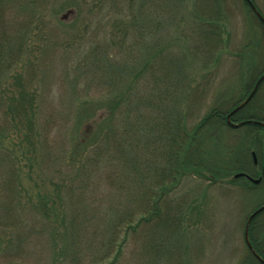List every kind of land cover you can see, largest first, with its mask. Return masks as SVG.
Here are the masks:
<instances>
[{"label": "rangeland", "instance_id": "obj_1", "mask_svg": "<svg viewBox=\"0 0 264 264\" xmlns=\"http://www.w3.org/2000/svg\"><path fill=\"white\" fill-rule=\"evenodd\" d=\"M129 1L0 0V264H258L244 232L264 205V183L183 176L161 198L169 212L160 234L153 224L112 230L125 199L105 183L80 196L75 179L91 121H78L107 104L104 96L124 93L130 109L146 84H162L190 135L212 110L225 116L241 104L244 77L251 89L264 74V28L243 0ZM253 1L264 19V0ZM206 40L215 45L209 54ZM108 61L124 63L120 86L99 80L95 69L105 74ZM214 136L212 166L242 157L243 136L226 127ZM135 203L128 208L137 224L144 204ZM254 224L250 244L264 248V212Z\"/></svg>", "mask_w": 264, "mask_h": 264}, {"label": "trees", "instance_id": "obj_2", "mask_svg": "<svg viewBox=\"0 0 264 264\" xmlns=\"http://www.w3.org/2000/svg\"><path fill=\"white\" fill-rule=\"evenodd\" d=\"M243 1L250 8L248 1ZM249 1L253 4L255 2ZM136 3L137 0L129 1L133 7L136 6ZM131 5L130 7H132ZM254 17L264 28V19H259L255 14ZM206 41L209 44L206 43L208 47L205 51L209 54L211 53L209 49L215 45L210 40ZM107 64L106 67L102 65L105 74H102L98 68L95 69L100 77L99 80L103 78L107 88H110V85L120 86L122 82H120V75L122 74V77L125 72L124 63L121 65L115 61L111 63L108 61ZM244 79L248 81V77H244ZM111 81L116 85H112ZM152 82L153 86L145 83L148 92L146 97H136L137 101L135 98L133 102L130 101V104H133L132 108L129 109V106L122 108L124 100L122 94L124 93L117 92L112 97L104 98V96L102 99L108 100L107 104L92 105L85 113V117L78 121L79 124H82L83 120H86V123L90 120L91 129L90 132H86L88 143L86 146L84 145L85 153L81 157L78 175L75 179L76 186L78 185L77 189L80 196L83 197L98 189L99 183H105L114 193L116 200H118L117 198L125 199L121 205L122 209L125 208L122 218L112 220L110 228L120 231L121 227H124L126 235L137 233L140 225L147 228L153 224L159 234L167 229L166 217L169 211L167 206L163 207L161 198L167 191L168 184L176 186L179 184L177 179L179 180L183 176L199 177L212 183L227 180L229 184L241 180V178L235 180L231 177L243 172L253 178H261V173L256 172L258 167L253 163L252 153L256 155L257 162L260 164L259 150L261 157L264 155V127L246 123L239 128H232L226 121V116L240 103L234 105L235 102H233L226 106L223 109L228 111L225 116L212 110L205 119L191 129L192 132L188 135L184 131L183 117L175 109L176 104L172 107L169 106L170 103L164 102L163 98L167 99L168 95L164 86ZM246 82L244 80L242 82L245 98L254 87L250 89ZM262 83L252 99L234 114L231 121L237 119L241 114L253 111V117L239 120L237 123L255 121L264 124L263 111L260 110L261 107L258 104V91ZM225 99H219V104L224 106ZM244 99L242 98L241 102ZM223 127L238 133V136H243L242 141L238 142L239 145L242 144L243 154L236 163H222V165L214 167L209 163L213 155L211 153L210 157L208 149L212 146L214 134ZM240 131L244 133L239 134ZM261 183H264L263 179ZM70 184L71 186L75 185L74 180ZM151 190L152 195H150ZM158 190H160L159 193ZM135 199L144 204V212L138 215L141 220L137 224L132 222L131 210L128 208L136 205ZM155 199L156 201H154ZM134 214L136 215V213ZM253 221L250 224V236L254 235L256 228V224L253 226ZM112 235L113 241L117 244L116 235L115 237L114 234ZM252 245L255 247L256 253L263 257V245H258L254 238ZM249 255L253 261L260 264L250 251Z\"/></svg>", "mask_w": 264, "mask_h": 264}, {"label": "water", "instance_id": "obj_3", "mask_svg": "<svg viewBox=\"0 0 264 264\" xmlns=\"http://www.w3.org/2000/svg\"><path fill=\"white\" fill-rule=\"evenodd\" d=\"M252 11L254 12V14L259 18V19H262L260 14L257 12V10L255 9V7L251 4V2L249 0H247ZM264 80V74L260 77V79L257 81V83L255 84L252 92L250 93V95L245 99V101H243L240 105H238V107H236L227 117H226V121H227V124L232 127V128H239L241 126H243L244 124L246 123H252V124H256L258 126H262L264 127V124L263 123H260V122H255V121H248V122H242L240 124H233L231 122V118L232 116H234V114H236L238 111H240L251 99L252 97L254 96L257 88L259 87V85L261 84V82ZM252 158H253V162L254 164L256 165L257 162H256V157H255V154L253 153L252 154ZM262 177L264 178V165L262 167ZM235 180L237 179H240V178H244L246 180H248L251 184L253 185H258L260 182H261V179H253L243 173H239L237 175H235L233 177ZM262 212H264V205L262 207H260L259 209H257L247 220L246 222V226H245V232H244V239H245V243H246V246L247 248L249 249V251L251 252V254L253 255V257L260 263V264H264V261L262 260V258H260L258 256V254L254 251V249L252 248V245L250 244V241H249V226H250V223L252 222V220L258 216L259 214H261Z\"/></svg>", "mask_w": 264, "mask_h": 264}]
</instances>
